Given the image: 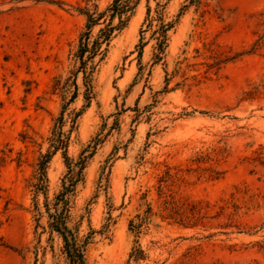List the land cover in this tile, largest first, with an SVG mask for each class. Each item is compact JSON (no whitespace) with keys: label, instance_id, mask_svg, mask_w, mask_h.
Here are the masks:
<instances>
[{"label":"rangeland","instance_id":"1","mask_svg":"<svg viewBox=\"0 0 264 264\" xmlns=\"http://www.w3.org/2000/svg\"><path fill=\"white\" fill-rule=\"evenodd\" d=\"M113 1L0 0V264H68L34 187L66 103L71 158L103 139L71 199L81 235L105 228L89 264H264V0H140L84 73V12ZM67 171L60 150L50 200Z\"/></svg>","mask_w":264,"mask_h":264},{"label":"trees","instance_id":"2","mask_svg":"<svg viewBox=\"0 0 264 264\" xmlns=\"http://www.w3.org/2000/svg\"><path fill=\"white\" fill-rule=\"evenodd\" d=\"M193 1L195 0H191V2ZM139 2L140 0H114L104 12H98L97 14L91 13L89 10L84 12L87 16L86 30L80 37L79 47L75 54V59L78 62L80 61L81 64L78 67V70L80 68L84 73H87L88 60L93 59L101 53L102 45L104 43L107 45L110 43L114 30L125 27ZM151 11V7L148 6L146 20L149 19ZM106 12H110V22L106 28L101 30L98 37L93 39V28L105 16ZM116 17L119 18V23L113 25V20ZM154 20L157 21V24L153 26V35L157 39L156 49L158 58H160L161 54L165 52L166 47L168 46V32L174 24L169 21L167 22L159 10H157L155 18H151L150 25H154ZM143 39L144 37H142L141 43L139 44V46L142 47L139 52L140 55L144 46ZM263 42L264 40H259L254 46L257 45L256 48H258L263 45ZM76 97L77 95L74 94L70 98L69 103L73 102ZM87 99L89 100L90 98L87 96ZM81 112L82 111L69 110L67 103L63 106L61 115L55 121V126L50 138V146L47 152L41 154L37 174L35 176L36 182L34 184L36 194L43 193L45 196L44 212L48 216V226L52 232L58 233L62 238L63 252L66 255L68 264H89L86 255L87 246L96 233L104 232L105 230V228L102 230H95L92 228L88 234L81 235L79 226L71 225V199L75 195L78 184L85 179V168L87 167L90 158L95 154L97 145L103 140L96 137L95 140L83 150L78 159L71 158L68 154L70 134L64 130L66 122L65 115H70L72 122L75 123V118H77ZM60 150L62 151L68 171L62 178L60 190L55 197L50 200L48 196V167L53 156ZM36 209L40 215L43 214V211L38 204ZM148 217V215L139 216L140 220L136 223L131 221V229H138L139 232L140 228L148 221Z\"/></svg>","mask_w":264,"mask_h":264}]
</instances>
